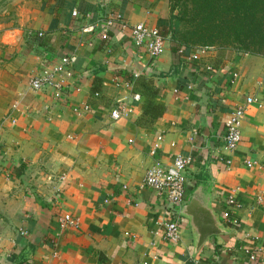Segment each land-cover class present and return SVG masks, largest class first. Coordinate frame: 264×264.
<instances>
[{
	"label": "crops",
	"instance_id": "0c3cea01",
	"mask_svg": "<svg viewBox=\"0 0 264 264\" xmlns=\"http://www.w3.org/2000/svg\"><path fill=\"white\" fill-rule=\"evenodd\" d=\"M112 13L127 27L116 23L108 38L82 32ZM168 18V0H0V264H264V252L246 253L264 245V56L211 46L193 59L199 46L177 55L168 37L152 58L130 29L164 31ZM64 57H74L67 89L31 88ZM153 89L166 106L159 117L143 110ZM249 96L241 143L229 151L226 121ZM177 153L194 161L175 243L163 236L174 216L166 197L142 180ZM192 200L221 230L201 244L182 212ZM65 212L78 228L61 229Z\"/></svg>",
	"mask_w": 264,
	"mask_h": 264
},
{
	"label": "built area",
	"instance_id": "2783aa9c",
	"mask_svg": "<svg viewBox=\"0 0 264 264\" xmlns=\"http://www.w3.org/2000/svg\"><path fill=\"white\" fill-rule=\"evenodd\" d=\"M73 15L78 16L79 11L73 10ZM116 23H121L124 28L127 27L122 14L112 13L96 22H88L81 27V30L83 33H99L103 38H108L110 29L115 26ZM130 31L135 45L144 48L152 58H157L164 53L165 43L168 37L160 27H151L145 22H138L131 27ZM210 48L211 46L199 47L198 50L193 53L192 58L198 59L199 53L205 52ZM179 51L182 53L184 49L181 48ZM73 61L74 57H64L59 63L48 66L42 73L32 77L30 81L31 88L34 90H42L46 86H52L55 87L58 91V95H60V92L67 89L66 86H68L65 79L72 76V71L68 69V66ZM56 77H58V79ZM135 97L139 99L140 95L136 94ZM255 101L256 99L254 97L249 96L243 104L237 105L231 111L226 121V128L223 136L225 148L229 151H235L239 147L242 140L241 126L246 110L249 105ZM83 108L87 110L89 109V105L85 104ZM74 110L79 112L81 109L79 107H74ZM123 115V111L119 108H114L111 112V117L114 120L122 118ZM158 138L160 139L161 137ZM156 152L157 147L155 146L150 153L151 155H155ZM193 161L194 158L192 155H185L182 153L175 154L170 164H164L156 160L147 168L142 180L143 186L151 187L159 195L166 197L168 209L170 213H174V216H170L163 223V236L166 240L175 243L179 242L181 239L180 221L177 213L185 202L187 191L186 170L192 165ZM227 162L230 163L231 161L228 160ZM254 163L255 161H246L248 167H252ZM228 203L230 205L239 204L232 195L229 197ZM224 215L229 218L230 212L226 211ZM58 220L61 229L69 227L78 228L81 222L79 216L70 212L63 213L58 217ZM262 252H264V245L246 248V253L249 255L251 261H255Z\"/></svg>",
	"mask_w": 264,
	"mask_h": 264
},
{
	"label": "trees",
	"instance_id": "16d2710c",
	"mask_svg": "<svg viewBox=\"0 0 264 264\" xmlns=\"http://www.w3.org/2000/svg\"><path fill=\"white\" fill-rule=\"evenodd\" d=\"M168 1V25L163 32L167 37H170L169 40L173 45L172 50L177 55L181 48L184 51L180 54L184 55L192 47L214 46L219 41L207 40L204 37H218L221 32H228L227 36L234 34L233 37H260V41L264 40V0ZM183 23L189 26L190 31L183 30ZM256 23H258V27H256ZM252 30L256 33L255 35ZM216 31L219 34L215 33ZM241 44L243 47L234 48L242 53L264 56V44L263 47H260V51L254 47L256 42L243 40ZM143 85L150 87V83ZM155 96V89L146 95L143 110L145 114L159 117L165 113L166 106L156 100Z\"/></svg>",
	"mask_w": 264,
	"mask_h": 264
},
{
	"label": "water",
	"instance_id": "95a60500",
	"mask_svg": "<svg viewBox=\"0 0 264 264\" xmlns=\"http://www.w3.org/2000/svg\"><path fill=\"white\" fill-rule=\"evenodd\" d=\"M182 212L193 219V224L199 232V244L203 243L209 236L221 232L212 212L200 205L197 200H192L187 207L182 209Z\"/></svg>",
	"mask_w": 264,
	"mask_h": 264
},
{
	"label": "rangeland",
	"instance_id": "374dc122",
	"mask_svg": "<svg viewBox=\"0 0 264 264\" xmlns=\"http://www.w3.org/2000/svg\"><path fill=\"white\" fill-rule=\"evenodd\" d=\"M182 26H183V30L190 31L189 26H186V24L183 23ZM256 27H258V23H256ZM248 31H250V30H248ZM252 32H253V30H252ZM215 33H218V31H216ZM255 34L256 33H254V35ZM227 35H228V32H221L218 37H204V38H206L207 40H217V41H219V43L227 42L228 44L216 43L214 45L216 47H224V48H234V47H241V46L243 47V45L241 44V41H243V40L256 42V45L254 47H255V49H258V50L260 49V47H263V44H264V40L261 39V41H260V39H259L260 37H233V36H235L234 34L231 36H227ZM189 38H191V37H189ZM234 49H236V48H234ZM252 49H254V48H252Z\"/></svg>",
	"mask_w": 264,
	"mask_h": 264
}]
</instances>
